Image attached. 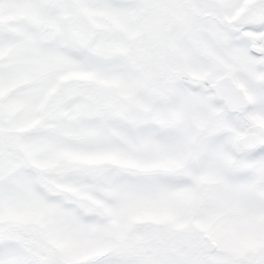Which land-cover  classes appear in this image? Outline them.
<instances>
[{"label": "snow or ice", "instance_id": "obj_1", "mask_svg": "<svg viewBox=\"0 0 264 264\" xmlns=\"http://www.w3.org/2000/svg\"><path fill=\"white\" fill-rule=\"evenodd\" d=\"M0 264H264V0H0Z\"/></svg>", "mask_w": 264, "mask_h": 264}]
</instances>
